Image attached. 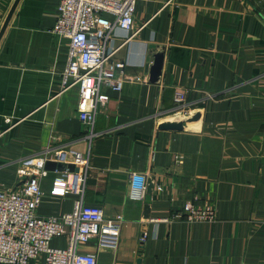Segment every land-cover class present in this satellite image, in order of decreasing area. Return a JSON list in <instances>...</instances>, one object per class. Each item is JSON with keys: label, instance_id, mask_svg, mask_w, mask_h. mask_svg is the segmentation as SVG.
<instances>
[{"label": "crops", "instance_id": "crops-1", "mask_svg": "<svg viewBox=\"0 0 264 264\" xmlns=\"http://www.w3.org/2000/svg\"><path fill=\"white\" fill-rule=\"evenodd\" d=\"M57 4L0 0V190L21 183L24 157L89 151L83 203L122 216L115 247L96 237L78 244L94 264H264V0H137L134 34L114 30L122 90H106L90 140L78 86L61 87L68 40L52 31ZM195 111L199 120L181 131L158 128ZM131 172L153 178L141 199L129 197ZM67 178L49 170L41 179L38 215L72 210ZM186 201L211 205L215 220L177 219Z\"/></svg>", "mask_w": 264, "mask_h": 264}, {"label": "built area", "instance_id": "built-area-1", "mask_svg": "<svg viewBox=\"0 0 264 264\" xmlns=\"http://www.w3.org/2000/svg\"><path fill=\"white\" fill-rule=\"evenodd\" d=\"M136 1L58 0V15L52 31L68 40L61 87L78 86L76 110L89 140L95 135L96 114L108 101L106 90H122L124 77L120 72L124 63L113 59L118 48L114 44L117 38L114 30L120 29L126 35L134 30ZM175 96L181 99L183 92L176 91ZM5 121L10 122V118ZM47 161L73 164L77 168L76 172L67 167L63 170L69 174L63 183L64 190L78 195L69 212L46 216L36 213L42 197L40 181L49 172L45 168ZM89 164V151L80 152L64 146L46 148L21 159L17 168L21 183L14 189L0 190V264H31L33 261L36 264H94L95 256L79 253L78 244L96 237L102 246H116L122 216L116 214L107 218L101 207L85 205L82 201ZM146 179L142 173L129 174L130 198H143ZM176 218L187 222H212L215 212L211 205L198 206L186 201ZM59 237L65 238L66 245H51L50 241ZM143 239L144 233L140 241Z\"/></svg>", "mask_w": 264, "mask_h": 264}, {"label": "water", "instance_id": "water-1", "mask_svg": "<svg viewBox=\"0 0 264 264\" xmlns=\"http://www.w3.org/2000/svg\"><path fill=\"white\" fill-rule=\"evenodd\" d=\"M163 63V53L159 52L156 53L154 56L153 64L149 67V80L151 82H154L158 79L161 73ZM145 70H147V66L145 67ZM200 118V111H195L189 115L186 116H180L178 119L175 118H168L163 120L161 123L158 124L159 129H169V130H175V131H181L185 129V126L188 127L189 124L198 121ZM67 167L69 171L76 172L77 168L73 164L63 165L61 163H55L51 161H47L45 163V168L48 170H64V168ZM146 193L149 194L154 187L153 184V178L149 177L146 179ZM143 215L144 217H147L148 215V205L145 204L143 208ZM136 263H139V259L136 261Z\"/></svg>", "mask_w": 264, "mask_h": 264}]
</instances>
